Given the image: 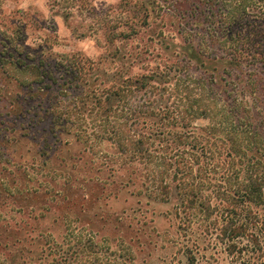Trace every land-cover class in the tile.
<instances>
[{
	"label": "trees",
	"instance_id": "trees-1",
	"mask_svg": "<svg viewBox=\"0 0 264 264\" xmlns=\"http://www.w3.org/2000/svg\"><path fill=\"white\" fill-rule=\"evenodd\" d=\"M178 13V28L191 22L173 46L181 60L146 74L131 75L123 57H61L53 66L64 67L66 80L37 62L1 63L5 115L16 114L20 138L34 129L20 125L30 114L53 144L69 135L82 150L68 159L77 176L53 171L34 186L51 157L5 156L11 215L0 224V264H110L108 240L98 236L115 219L98 206L124 190L137 204L169 206L191 261L204 237L235 264H264V94L249 73L264 67V0H187ZM206 22L207 39L188 32Z\"/></svg>",
	"mask_w": 264,
	"mask_h": 264
},
{
	"label": "rangeland",
	"instance_id": "rangeland-1",
	"mask_svg": "<svg viewBox=\"0 0 264 264\" xmlns=\"http://www.w3.org/2000/svg\"><path fill=\"white\" fill-rule=\"evenodd\" d=\"M185 1L187 0H175L168 5H162L160 0H47V18L38 12L18 9L5 15L0 9V65L8 58H14L21 63L37 62L46 67L51 78L66 80L69 78L64 67L53 66L55 63L62 64V61H58L61 57H81L93 62L105 57L111 61L123 57L120 62L129 61L133 64L132 70H129L131 75L146 74L156 66L164 67L181 60L176 58L173 46L182 44L185 37L183 31L191 25L189 21L178 28V12L183 11ZM4 2L8 0H0V3ZM189 3L190 1L186 4ZM55 17L62 19L67 35H61ZM207 22L203 27L204 31L197 33L198 31L190 27L192 31L188 32L196 35L197 39H207ZM86 38L92 39L94 48L100 52L94 58L85 56L76 48L77 42ZM167 45L170 48L165 49ZM118 46L121 47V54L114 56L113 49ZM108 53H112V57ZM63 64H66L65 61ZM187 73L201 76L200 70H194L193 67H189ZM249 73L255 75L254 79L264 94V67L252 68ZM1 97L0 94V224H3L5 213L11 215L9 207H6L10 206L8 201L5 205L6 155L26 162L34 159L37 163L43 160L39 156L43 152L51 157L43 172L37 170L39 173L36 178L32 177L34 181H30V184L34 186L38 181L44 180V177L50 179L53 171L77 176V169L70 168L71 161L68 159L74 158L77 151L82 149L69 135L62 136L61 144H53L54 139L41 131L46 124L34 123L30 114L20 125H35L34 129L28 128V137L20 138L23 133L16 132L20 130L19 124L14 120L16 114L6 117L5 98ZM25 97L27 96L21 98L26 101ZM9 124L12 127L7 129L6 125ZM53 149L56 150L54 154ZM61 159L68 166L63 168V164H59ZM41 174L43 175L40 178ZM98 207L111 219H115V227L101 228L98 236V240L105 239L103 237L108 240L111 256L106 260L111 261L110 264H235L223 252L220 242L204 237L198 239L200 248L194 255V262L191 261L182 251L188 239L182 236L165 215L169 210L167 205L137 204V199L124 190L116 198L101 197ZM116 219H120L123 225L116 226ZM127 225L130 229L126 228ZM189 243H193L192 238Z\"/></svg>",
	"mask_w": 264,
	"mask_h": 264
},
{
	"label": "clouds",
	"instance_id": "clouds-1",
	"mask_svg": "<svg viewBox=\"0 0 264 264\" xmlns=\"http://www.w3.org/2000/svg\"><path fill=\"white\" fill-rule=\"evenodd\" d=\"M0 9L3 10L5 15H8L14 9H18L25 12H38L42 14L44 18L49 16L47 0H15V2L8 0V2L0 3ZM54 19L56 24L60 26L61 35H67L63 29L62 19L60 17H55ZM76 48L85 56L94 58L100 54V52L94 48V41L92 39L86 38L84 40L78 41ZM55 51H59V49H55ZM199 123V121L196 122V124Z\"/></svg>",
	"mask_w": 264,
	"mask_h": 264
}]
</instances>
